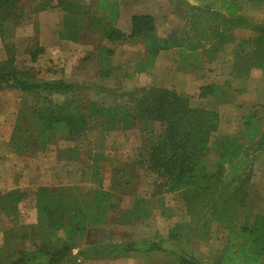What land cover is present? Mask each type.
<instances>
[{
  "label": "trees",
  "instance_id": "trees-1",
  "mask_svg": "<svg viewBox=\"0 0 264 264\" xmlns=\"http://www.w3.org/2000/svg\"><path fill=\"white\" fill-rule=\"evenodd\" d=\"M33 1L37 3L33 12L47 7L63 11L57 32L60 39L93 44V48L107 58L115 54L118 42L138 41L146 57L138 61L137 74L147 71V66L165 50L176 51L178 69L191 68L190 56L194 52L197 58L206 55L212 60L226 43L235 41L230 31L235 27L252 30L251 37L236 43L239 72L264 69V22H252L241 15L237 0L231 3L222 0V8L228 16L208 2L204 6H193L187 29L168 35L158 32L159 22L149 13L133 15L130 33L122 32L116 27L120 0H91L88 4L83 0H57L54 5L45 0ZM27 2L29 4L30 0H0V39L9 54L14 49L13 43L6 41L9 33L21 25L25 17L32 16V11L26 8ZM201 20H205L203 24ZM100 37L110 43L107 46L99 44ZM199 48L203 49L198 51ZM44 51L38 45L29 48L33 61ZM15 61L12 53L0 63V90H16L25 101L18 110L11 145L24 149L25 143L31 148L38 144L45 149L47 144L59 139L79 142L86 138L91 128L127 132L141 127L146 153L142 154L140 162L157 176L158 192L182 194L191 219L187 224L176 225L168 238L182 241L185 233L189 241L200 235L205 240L210 234L209 228H222L223 233L219 230L217 234L224 239L223 246L221 253L212 257V264H264V211L240 216L248 203L253 176L250 157L254 152H264V127L258 114L246 115L236 134H218L221 127L218 107L232 98L226 89L216 84L201 87V103L196 106L188 96L175 89L155 84L132 90L131 103L107 105L88 96L81 84L57 78H36L35 73L19 68ZM109 67V70L115 69L113 65ZM100 75L110 77L109 71H101ZM28 96L33 103L27 104ZM55 96L64 98L56 100ZM212 152L217 156L214 169L209 167L208 161ZM122 172L123 175L115 177V191L101 187L88 194L79 186L37 187L34 192L37 221L21 227L19 232L16 227L4 232L0 264L70 263L73 250L84 242L86 231L106 223L110 213L114 214L111 212L113 199L121 200L119 193L130 191L131 181L124 170ZM27 197V191L21 189L1 192L0 211L10 221L18 220L20 204ZM148 203V199L136 197L131 208L117 215L118 222L133 224L147 219L151 215ZM163 241H146L145 249L132 242L128 248L166 252ZM119 247L109 243L96 245L85 248L80 254H93L87 256L98 258L103 252ZM179 262L206 264L196 253L185 249Z\"/></svg>",
  "mask_w": 264,
  "mask_h": 264
},
{
  "label": "rangeland",
  "instance_id": "rangeland-1",
  "mask_svg": "<svg viewBox=\"0 0 264 264\" xmlns=\"http://www.w3.org/2000/svg\"><path fill=\"white\" fill-rule=\"evenodd\" d=\"M45 1L54 5L57 0ZM83 1L87 4L91 2V0ZM189 1L199 3L196 0ZM176 2L177 6H175ZM185 2L186 0H173L171 4L168 0H120V6L124 13L127 10L130 12L136 10L156 14L159 22L158 32L161 35H168L171 32H180L183 28L186 29L185 18L180 16L184 15L181 9L187 7ZM26 5L27 10L32 11V16L25 17L21 25L9 33L10 36L6 41L13 43L12 53L16 57V65L23 70H31L36 74V78H57L76 82L85 87L88 96L92 99L107 105L131 103L129 94L132 90L153 83L158 86L172 87L171 89L177 87L176 91L189 95L188 98L192 105L196 106L201 103L197 98L196 89H180L182 86L188 87L191 81L187 83V75L176 69L177 56L173 51L163 52L148 71L137 74L135 71L137 63L145 55L138 41H122L120 48L116 47V53L107 58L100 50H95L93 44L85 45L78 41L76 43L60 39L57 32L64 13L59 8L47 7L33 12L37 3L30 0ZM245 16L253 22H263L264 5L247 7ZM205 20H201L200 23L203 24ZM239 30H236L237 38L247 35V32ZM101 33L99 31V34ZM98 41L99 44L105 46L110 43L104 37H100ZM36 45L43 47L45 51L39 55L38 60L33 61L29 48L36 47ZM10 54L0 39V63L7 60ZM222 54L223 61L218 67L212 65L197 67L193 76L188 78L195 79L197 76L195 80L199 82L201 81L198 79H203L204 83L215 81V83L222 84V87L225 81L231 82L226 90L229 92V97L234 100L233 105H236L235 107L239 110L226 109L220 112L222 124L218 134H235L241 129L243 119L249 113L258 114L264 127V102L253 105L242 97L247 92L246 89H242L245 85L242 76L230 75L231 64L228 62L233 55L232 51L226 50ZM225 63L226 66H223ZM110 65H113L115 69L109 70ZM101 71H109L110 77L102 78ZM194 83L195 81L192 85ZM55 97L54 99L61 101L64 98L63 96ZM25 100L27 104L33 103L29 96ZM24 102L22 94L18 91L0 90V142L4 141L3 138H10L6 144L7 151L13 152L18 159L19 157L24 158L21 165H13L16 168L12 170V173L0 175V188L24 183L23 186H27L22 188L28 189V197L20 204L18 220L10 221L0 211L1 242L6 230L16 227L18 228L16 232H19L22 230L21 227L37 221L34 192L40 182L52 185V187L79 186L88 194L101 187L106 191H115L113 189L115 177L123 175L124 170L131 181L130 191H126L125 194L119 193L121 200L113 199L111 212L114 214L110 213L108 221L99 228L94 227L93 230L86 231L84 242L73 250L71 261L68 264H87L91 259H103L98 261L99 264H180L183 249L196 253L197 258L202 262L212 264V257L214 259L221 253L224 239L217 234V231L221 230L223 233L222 228H209L210 234L208 235L211 236L209 239L208 235L205 236V240L200 235L189 241L190 238L185 233L182 241L168 238L170 230L176 225L187 224L191 219L187 214L182 194L180 192H158L157 176L140 162L143 159L142 154L146 153L145 137L141 127L127 132H105L98 128H91L86 138L79 142L59 139L47 144L45 149L39 148L38 144L36 147H27L26 143L24 149H17L11 145V139L18 110L24 106ZM233 105L228 107H234ZM252 154L250 160L253 163V176L249 183L248 203L246 208L240 212V216L246 212L264 211V152ZM39 158H41L40 166L38 165L35 169V160ZM216 158L215 152L209 154L210 168L214 169ZM23 164H26V169L23 168ZM20 167L23 169L20 170ZM39 173L42 175L38 178ZM136 197L149 200L151 215L133 224L119 223L117 215L120 216L131 208ZM161 239L164 240L162 245L167 250L166 252H147V250L144 252L128 248V245L133 242L135 246L145 249L146 241L161 242ZM28 241L26 245L29 246ZM108 243L121 247L115 250L109 249L100 254L98 258H91L93 254H87L90 256L80 254L87 247Z\"/></svg>",
  "mask_w": 264,
  "mask_h": 264
},
{
  "label": "crops",
  "instance_id": "crops-1",
  "mask_svg": "<svg viewBox=\"0 0 264 264\" xmlns=\"http://www.w3.org/2000/svg\"><path fill=\"white\" fill-rule=\"evenodd\" d=\"M171 4L173 3V0H168ZM197 2L199 1V3L195 4V3H191L189 0H186L185 2V5L187 6L185 9H181V11L183 10L184 12V15H180L182 18H185V25H189L188 24V15L192 14L193 10L191 9L193 6H204L205 3H209L210 4H213L214 5V8L220 12H223L224 14L227 15V13H225V10H223L224 8H222V0H196ZM233 0H230V3L232 2ZM239 2V5L241 6V15L245 16V10L247 9V7H252V6H258V5H264V2L263 3H258V2H254L252 0H237ZM121 4V3H120ZM175 6H177V2L175 3ZM192 10V11H191ZM137 13H149V12H141V11H132L130 12V10H127L126 13H124V11L122 10V7L119 6V16H118V19H117V25L116 27L118 29H120L122 32H125V33H130L129 31H131V20H132V16L137 14ZM149 14H153L155 17H156V14L154 13H149ZM228 16V15H227ZM246 17V16H245ZM251 21V20H250ZM253 22V21H252ZM264 22V21H263ZM191 26V25H190ZM188 27V26H187ZM186 27V29H187ZM240 29L239 31H243V32H247V35H245L244 37L242 38H237L238 35H237V31ZM221 30H223V27L221 28ZM231 33L235 36V41L232 42V43H226L225 46L223 47V49L217 53V57L210 60L209 58L206 57V55L202 56L200 55L201 58H197L196 57V52H194V54L192 56H190V61L192 62L191 63V68L188 69H178V66H176V69L179 70L181 73H184L187 75V83L189 81H191V83H188V87L186 86H182L180 89H196L197 91V94H198V97L199 98V95H200V89L201 87L205 86V85H211V84H216L218 85L221 89H226V87L228 88V85H230V81H225L224 83V86L222 87V84H219V83H215V81H212L211 83L210 82H203V79H198L200 80L201 82L195 80L197 79V76L195 77V79H188L189 76H193L192 74L195 73V68L197 67H208V65H212V66H215V67H218L219 66V63L221 64V62L223 61L222 57H223V51H232V57L230 59V61L228 62L229 64H231V68H230V75L231 76H242V79H243V83L245 84L244 87H242V89H246V94L244 96H242L243 98L247 99L249 102L248 103H252L253 105H255L256 103H259V102H264V69L262 68H251L247 73H242V72H239V70L237 69V66H236V63L240 60H237V49L235 48L236 47V43L239 42L241 39H246V38H249L251 37L252 35V30L251 28H245V27H235V28H232V30H230ZM70 41V40H68ZM122 42V41H121ZM121 42H118L117 45H115L116 47H119L120 48V43ZM77 43V42H76ZM142 47V46H141ZM209 48V46H208ZM143 49V47H142ZM203 48H199L198 51H201ZM171 52L173 50H165V51H161L158 56L153 60V63H155V60L163 53V52ZM143 52L145 53L144 56L142 57H146V52L145 50L143 49ZM174 55L176 54V51L174 50ZM116 53V51H115ZM198 53V52H197ZM178 58V57H177ZM152 64H149L147 67V71L149 70V67ZM177 63V62H176ZM239 63V62H238ZM193 64H194V68H193ZM223 66H226V63L225 65ZM206 80V79H205ZM204 80V81H205ZM195 83L192 85V82ZM154 84V83H153ZM189 84H190V87H189ZM183 85H186V84H183ZM158 86V85H157ZM160 87H163V86H160ZM166 88H172V87H166ZM173 89H178L177 87L176 88H173ZM180 92V91H178ZM181 93V92H180ZM184 94V93H182ZM185 96H188L189 95L187 94H184ZM231 98V97H230ZM234 103V100L232 99L230 102H227V103H223L221 105H219L218 109L219 111L222 113V111L226 110V109H235V110H239L238 107H235L236 105H233ZM229 105H233L234 107H228ZM220 113V114H221ZM251 114V113H249ZM221 119H222V115H221ZM232 121V120H231ZM221 124H222V121H221ZM221 128V127H220ZM239 131V130H238ZM236 131V133L238 132ZM235 133V134H236ZM228 134H231V133H228ZM3 142H0V175H2L3 173H7L9 174V172L12 173V170H14L16 167H13L14 164H17V165H21V163H23L22 161L24 160V158H21L17 157V155H15L13 152H9L7 151V147H6V144L10 141V138H3ZM4 143V144H3ZM41 158L39 159H36L35 160V169L38 167L39 165V162H40ZM26 164H23V168L26 169L27 166H25ZM43 165V164H42ZM40 166V165H39ZM19 167V166H18ZM5 168V169H3ZM21 168V167H20ZM23 168H21L20 170H22ZM41 173H39L38 175V178L41 177ZM40 180V179H39ZM23 184H18V185H14V186H10V187H7V188H4V187H1L0 188V192H6V191H9V190H12V189H21V190H25V191H28V189L26 190L25 188H22V187H25L23 186ZM52 186V185H49V184H42V182H40V184L37 186ZM36 187V188H37ZM35 189V188H34ZM30 190H33V189H30ZM4 238V236H2ZM4 243V239L3 241L1 242V236H0V246H2ZM165 249V247H163ZM163 252V251H162ZM103 259H91L88 261L87 264H99L98 261H102Z\"/></svg>",
  "mask_w": 264,
  "mask_h": 264
}]
</instances>
